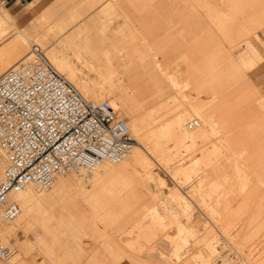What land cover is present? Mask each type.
Listing matches in <instances>:
<instances>
[{
  "label": "bare ground",
  "instance_id": "bare-ground-1",
  "mask_svg": "<svg viewBox=\"0 0 264 264\" xmlns=\"http://www.w3.org/2000/svg\"><path fill=\"white\" fill-rule=\"evenodd\" d=\"M187 1L185 5L189 8L186 13L201 12L213 15L210 30L217 33L218 36L214 34V37L219 39L216 40L214 50L198 53L199 55L195 50L197 43L192 40L193 42L187 45L188 50L176 56L177 61L167 60L163 53L159 58L160 53L156 50L145 53V57L150 56V64L143 66L144 72L154 80L152 94L155 96L151 99L152 102L148 101L151 104L147 105L145 115L142 103L132 99L126 89H121V86L113 82L111 72H100V79L103 80L101 82H89L71 63L74 58L70 61L60 47L42 46V42L26 37V45H29V48L24 51L26 46H22L18 41V36H23L19 29L0 43V69L9 61H12L9 66L13 65L35 48L41 49L87 99L99 101L104 98L111 106L120 108L135 138L131 149L121 158L105 160L90 172L58 175L50 187H43L40 191L35 189L34 183L11 189L8 192V200L15 202L17 210L7 216L0 209L1 240L15 227H20L26 234L34 223L41 229L38 225L40 224L50 235L47 238L44 235L47 232H36L46 236L43 238L35 234L38 252L49 259V264H62L56 260V256L63 234L51 233L53 230L50 228L55 227L61 232H67L66 235L80 249V253L85 252L84 258L73 261L72 264H101L103 257L97 256L98 250L95 247L88 248L82 243L85 234L81 231L84 235L80 239L78 229H85L86 226L91 229L94 220H90L89 215L98 214L99 209H103L110 200L120 199L118 196L123 201L121 206H127L123 197L135 190L133 180L136 175L146 177L148 181H156L161 179V173L156 170L160 168V171L162 169L171 172L174 177L179 178H172L173 182L167 189L166 202L161 200L162 203H159L154 200L141 211L135 221V239H147L149 235L155 237L156 232L149 229L154 220L160 217L162 205V209L166 208L167 214L170 215L167 224L174 229L173 236H166L173 239L174 245L181 246L182 250L179 251L180 248L176 251L171 245L170 250L167 247L169 252H165L161 251L163 247L157 246L159 250L156 244L152 243L155 245L152 248L156 247L153 251L142 245V242L135 247L133 237L118 232L117 243H107L105 248V252L111 254V264H134L132 261L136 264H264V96L247 74L262 58L261 53L247 38V34L252 33L254 39L264 46L263 40L256 32L257 29L264 28V0H220L218 5H224L214 9L208 8L214 5L212 0ZM8 24L15 27L17 21L12 18L11 12L2 6L0 36L6 32ZM220 38H225L226 44ZM52 42L54 43V40ZM233 44L244 46L237 57L231 52V47L229 48ZM144 56L139 57L144 60ZM183 62L184 67L177 66ZM178 78H182L185 84H192L201 94L194 100L187 97V109L192 110L189 115H186L187 110L178 108L172 109L173 112L167 113L168 115H160L159 109L164 106L168 108L165 97L172 95L179 98L182 94L184 97L187 95L184 90L182 92L177 88L165 89L166 86H171L165 82L166 79L175 84ZM193 117L197 119L194 125L189 123ZM150 119H154L155 124H150ZM169 142L175 151L180 152V157H177L181 160L179 163L157 161L166 158L164 147ZM152 154L154 158L157 157L155 159L158 168L148 160V156ZM246 159L252 162L248 164ZM6 165L7 160L0 151V166ZM154 197L157 199L158 195L155 194ZM45 199L55 201L53 200L51 205L38 207L36 213L32 214V204ZM113 203L109 209L115 208ZM157 203L161 205L158 206ZM84 207H87L86 212ZM67 236L65 237L68 238ZM25 238L21 242L25 248L36 243L28 236ZM170 239L157 236L156 242L160 240L164 245L170 246ZM170 254L182 260L177 263ZM6 263L14 264L12 258Z\"/></svg>",
  "mask_w": 264,
  "mask_h": 264
},
{
  "label": "rangeland",
  "instance_id": "rangeland-1",
  "mask_svg": "<svg viewBox=\"0 0 264 264\" xmlns=\"http://www.w3.org/2000/svg\"><path fill=\"white\" fill-rule=\"evenodd\" d=\"M199 1L202 2L204 0ZM22 2H24V0H16L17 6L21 7L24 12L23 18L20 21H17L18 27L8 24L7 30L5 32L6 34L4 33L2 36H0V43L5 38H9L11 34L15 33L16 30L19 29L23 36L19 35L18 41L22 43V46H26L24 51L29 48V45H26V37L33 40L36 39L37 42H42V46L55 45L58 48L60 47L59 49L64 51L66 57L70 61H72L74 58L71 63L77 70L81 71L82 74L86 76V80L89 82H101L103 80L100 79V72H111L110 74L113 75L112 81L117 83L119 87L121 86V89H126V91L131 94L130 97L132 99H136L142 103L144 108L143 115L146 114L145 111L148 109L147 105L151 104L152 100L155 98V96L152 94L154 90V80L148 77L147 73L144 72V67L150 64L148 62L150 56L145 57V53L156 50L158 53H160L159 58H161V54L163 53L167 60L169 59V61H177V57L180 55V53L188 50L189 46L187 45L191 43L192 40L197 43L195 50L197 51V55H199L200 53L214 50L216 47V40L219 39L218 37H214L217 35V33H214L210 30V26L212 24L210 20L213 18V15H207L201 12H197L195 14L186 13L185 11H187L189 8L185 5V3H188L187 0H31L28 2L25 1L24 4H22ZM212 2L214 5L208 6L209 9H214L218 6L221 7L224 5H218V3L221 2L220 0H212ZM2 6L7 8L6 2L4 4L0 3V9H2ZM12 18L14 19L13 15ZM256 32L264 42V28L257 29ZM191 37L193 39H191ZM247 38L255 45L262 55V58L258 64L252 69L248 70L247 74L252 79V81L258 85L261 94L264 96V63L260 64V62L264 59V46L254 39L252 33L247 34ZM220 39L225 43V38ZM53 40L54 43L52 42ZM229 48L233 55L237 57L243 51L244 46L242 44H235L234 46L233 44L230 45ZM126 51L127 53H125ZM140 55L144 56L145 61L140 59ZM11 62L12 61L6 63L4 67L0 69V72L8 67ZM182 64H178L177 66L184 67L185 63L183 62ZM165 82L171 85L166 86L165 89L172 90L173 88H177V90L182 92L184 90V93H187L189 96L186 95L184 97L182 94V96L180 95L181 97L179 98H174L172 95L165 97V101L168 102V108L164 106L163 108L159 109L158 113H160V115H168L169 113L173 112L172 109L178 108L187 110L188 112L186 111V115H189L192 110L187 109L189 108L187 100H194L197 96H200L199 94H201V91H197L192 84H185V81L182 78H178V82H176L177 84L179 83L178 85L176 83L172 84V82L168 79H166ZM179 86H181V88ZM182 100L185 101L183 102ZM150 120V124H155L154 119ZM195 120H197L196 117H193L189 123L194 125L193 123H195ZM164 148L166 158L157 159V157H155L158 162L160 161L162 163L166 162L176 164L181 161L180 158H177L180 157V152L173 149L171 142L167 143ZM176 152H178V154H176ZM155 158L153 154L152 156H148L149 162L152 164L154 163V166L158 168ZM245 162L249 164L252 161L246 159ZM156 170L159 174L161 173V179L156 181H148L146 180V177H140L136 175L135 179L133 180L135 190L128 196H122L126 201L125 204L127 206H121L123 201L120 200L122 198L119 196L118 198L120 199H114V203L111 200L108 203V200H106V203L108 204H105L103 209H99L98 214L95 213L97 216H95L93 213L89 215V219L91 218L90 220H94L92 224L93 227L89 229L90 227L86 226L87 228L85 229L82 227L80 230L78 229L77 232L80 233V239L85 234L82 238V243L86 244L88 248L95 247L96 250H98L97 256L101 255V257H103L104 261L102 260L101 264H111V254H107V252H105V248L107 243L112 245L117 243L116 234L118 232L124 235L129 234L131 237H133V239H135V221L140 216L141 211L146 209V205L151 204L154 200L159 203H162V201L166 202V196L168 194L167 189L172 184L171 182H173L172 178L175 179L177 176L175 175L176 177H174L171 172H165L162 169L160 171V168ZM154 182L156 184H154ZM34 186L36 190L39 189L38 191L43 190V187H39L36 184H34ZM46 188H48V186H46ZM154 188H157V190L153 191ZM155 194L158 195L157 199L154 197ZM53 200L45 199L41 201L42 203L34 202L31 206L32 214L36 213V209L38 207L48 204L51 205ZM111 202L115 208L109 209L110 204L112 205ZM159 203H157L158 206L161 205ZM165 209L166 208L162 209L161 205L159 212L160 217L156 218L154 223L150 225L149 230L156 232L154 234L155 237L153 238V236L151 237L149 235L147 239L141 237L139 239L136 238L133 242L135 247H138V245L142 242V245L147 246L150 250H156V247L159 246V248L163 247L161 248V251L166 252L167 250L169 252L171 245L173 249H176V251H178L180 248L181 249L179 251L182 250L181 246H175V241L169 238L173 236L174 229L172 226L168 225V219L170 215H168L169 213L167 214L166 211L168 210ZM111 210L113 213H110ZM84 211H87V207H84ZM113 214H116L117 216ZM118 214H120V216H118ZM93 217L96 218V220ZM110 224L111 226H109ZM38 225L41 227V229L38 228L37 223H34L28 229L26 234L20 227H15L12 229L9 235L3 238L2 241L7 243L13 251L10 258H12L14 264H49V259L40 254L37 247L35 246V244H38V241L36 240L37 236L39 235L40 237L41 235L36 234V232H47L43 226L40 224ZM1 227L2 219H0V231ZM167 227L169 228L170 232H168ZM170 227L173 229V231ZM50 229L51 231L53 230L52 232L50 231L51 233L60 235L63 234L60 238L61 244L56 256L57 261L62 262V264H72L73 261L77 262L78 260L85 257V252L80 253V249H78L74 242L71 241L70 237L66 235L67 232H61L55 227L54 229ZM33 231H35V233ZM81 231H83L84 234ZM166 234L169 237L166 236ZM44 235H46L48 238L50 233L47 232V234L44 233ZM44 235L41 236L46 238ZM25 236L34 239V241H32L33 243H36L28 248L23 247L21 242L26 239ZM157 236L163 237L164 239L166 237L168 240L170 239V246L164 245L165 243L160 240L157 241L160 243L158 244L156 242ZM162 242L163 244H161ZM152 243H155L156 247L152 248L155 246ZM159 248L157 247V249ZM170 256L174 257V260H176L177 263L182 260H180V257L175 255L170 254ZM132 262L136 264L134 261ZM0 264L7 263L0 259Z\"/></svg>",
  "mask_w": 264,
  "mask_h": 264
},
{
  "label": "built area",
  "instance_id": "built-area-1",
  "mask_svg": "<svg viewBox=\"0 0 264 264\" xmlns=\"http://www.w3.org/2000/svg\"><path fill=\"white\" fill-rule=\"evenodd\" d=\"M2 4L6 0H0ZM135 142L120 108L89 100L35 48L0 72V209L17 210L11 189L27 183L49 186L68 172H90L117 160ZM11 247L0 238V259Z\"/></svg>",
  "mask_w": 264,
  "mask_h": 264
},
{
  "label": "crops",
  "instance_id": "crops-1",
  "mask_svg": "<svg viewBox=\"0 0 264 264\" xmlns=\"http://www.w3.org/2000/svg\"><path fill=\"white\" fill-rule=\"evenodd\" d=\"M25 1H31V0H24L22 4L25 3ZM7 8L11 12V14L14 17L15 21H20L23 18V10L21 7L17 6L16 0H6ZM264 63V59L260 62V64ZM263 69V68H262Z\"/></svg>",
  "mask_w": 264,
  "mask_h": 264
}]
</instances>
